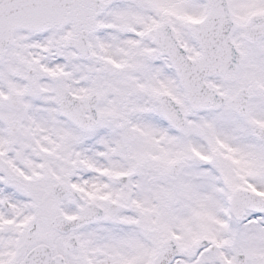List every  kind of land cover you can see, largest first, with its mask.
Returning a JSON list of instances; mask_svg holds the SVG:
<instances>
[{
	"label": "snow or ice",
	"instance_id": "snow-or-ice-1",
	"mask_svg": "<svg viewBox=\"0 0 264 264\" xmlns=\"http://www.w3.org/2000/svg\"><path fill=\"white\" fill-rule=\"evenodd\" d=\"M0 264H264V0H0Z\"/></svg>",
	"mask_w": 264,
	"mask_h": 264
}]
</instances>
